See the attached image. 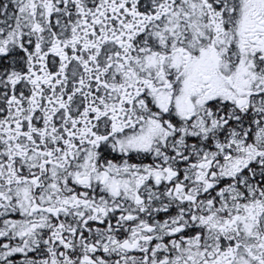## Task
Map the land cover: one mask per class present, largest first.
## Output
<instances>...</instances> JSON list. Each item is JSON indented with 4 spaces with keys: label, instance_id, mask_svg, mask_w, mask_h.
Returning a JSON list of instances; mask_svg holds the SVG:
<instances>
[{
    "label": "snow or ice",
    "instance_id": "snow-or-ice-1",
    "mask_svg": "<svg viewBox=\"0 0 264 264\" xmlns=\"http://www.w3.org/2000/svg\"><path fill=\"white\" fill-rule=\"evenodd\" d=\"M0 264H264V0H0Z\"/></svg>",
    "mask_w": 264,
    "mask_h": 264
}]
</instances>
